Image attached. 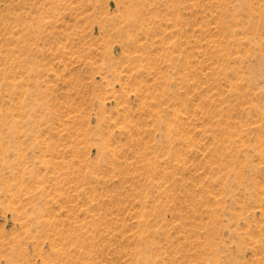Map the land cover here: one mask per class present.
<instances>
[{
	"label": "rangeland",
	"instance_id": "obj_1",
	"mask_svg": "<svg viewBox=\"0 0 264 264\" xmlns=\"http://www.w3.org/2000/svg\"><path fill=\"white\" fill-rule=\"evenodd\" d=\"M0 264H264V0H0Z\"/></svg>",
	"mask_w": 264,
	"mask_h": 264
}]
</instances>
